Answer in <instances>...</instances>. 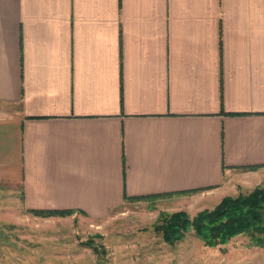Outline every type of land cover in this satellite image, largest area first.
<instances>
[{
    "label": "crops",
    "instance_id": "obj_1",
    "mask_svg": "<svg viewBox=\"0 0 264 264\" xmlns=\"http://www.w3.org/2000/svg\"><path fill=\"white\" fill-rule=\"evenodd\" d=\"M1 182L91 219L264 186V0H0ZM98 234L26 228L19 258L100 264Z\"/></svg>",
    "mask_w": 264,
    "mask_h": 264
},
{
    "label": "rangeland",
    "instance_id": "obj_2",
    "mask_svg": "<svg viewBox=\"0 0 264 264\" xmlns=\"http://www.w3.org/2000/svg\"><path fill=\"white\" fill-rule=\"evenodd\" d=\"M17 190L13 184L0 183V264H25L19 258L26 254L25 229L43 227L98 230L103 235L78 238H83L82 246L93 245L100 264L112 260L116 264H264V246H249L245 235L226 246L209 247L191 230L173 244L166 243L161 233L155 231L154 227L172 212L184 210L192 217L202 209L212 208L220 196L198 191L136 199L111 210L108 217L91 219L79 211L75 216L32 213L22 207Z\"/></svg>",
    "mask_w": 264,
    "mask_h": 264
},
{
    "label": "trees",
    "instance_id": "obj_3",
    "mask_svg": "<svg viewBox=\"0 0 264 264\" xmlns=\"http://www.w3.org/2000/svg\"><path fill=\"white\" fill-rule=\"evenodd\" d=\"M256 167V166H254ZM254 167H248L252 169ZM211 187L192 189L186 192L207 190ZM185 192H179L182 194ZM153 196H139L131 199H145ZM44 216H65L73 214V209H27ZM86 214L84 211H79ZM163 240L173 244L182 239L187 231H192L205 246L216 247L226 244L237 235H245L249 246H264V187L256 186L248 193L224 196L210 209H202L190 217L184 210L172 212L164 217L161 224L154 227Z\"/></svg>",
    "mask_w": 264,
    "mask_h": 264
}]
</instances>
